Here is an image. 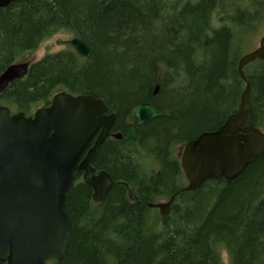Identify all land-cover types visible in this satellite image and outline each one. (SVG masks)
I'll use <instances>...</instances> for the list:
<instances>
[{"label":"trees","instance_id":"obj_1","mask_svg":"<svg viewBox=\"0 0 264 264\" xmlns=\"http://www.w3.org/2000/svg\"><path fill=\"white\" fill-rule=\"evenodd\" d=\"M224 1L238 2L28 0L0 10V73L60 30L92 49L88 60L70 49L45 56L0 94V102L27 112L59 89L90 95L115 113L113 133L122 135L107 139L93 159V167L114 180L101 203L92 205L85 185L68 191L69 241L54 264H214L218 245L233 253L234 264H254L258 257L264 264V155L229 184L208 181L195 195L179 192L168 216L147 207L183 187L173 150L201 131L217 130L240 101V44L261 24L264 0H249L255 7L239 10L233 29L216 31L209 19ZM244 78L252 89L251 122L264 131V61L246 67ZM142 103L162 116L137 126L131 110ZM138 149L142 159L156 157L159 174H145ZM120 182L133 190L135 202Z\"/></svg>","mask_w":264,"mask_h":264},{"label":"water","instance_id":"obj_2","mask_svg":"<svg viewBox=\"0 0 264 264\" xmlns=\"http://www.w3.org/2000/svg\"><path fill=\"white\" fill-rule=\"evenodd\" d=\"M17 1L23 0H0V10ZM66 44L81 58L91 56V49L81 40ZM257 57L264 58V51L240 60L241 78L242 67ZM26 69V65L9 67L0 77V93L22 78ZM249 96L250 86L246 85L238 111L218 131H204L186 144L181 159L189 183L185 191H196L208 179L231 182L264 155V137L250 122ZM104 112L100 100L64 93L29 118L22 113L11 116L8 108L0 106V264H48L64 257L68 245L66 198L75 173H83L95 203L104 199L111 179L105 172L94 176L89 165L114 123V117L106 118ZM131 114L137 126L162 115L148 104L133 108ZM93 140L94 147L79 162ZM129 195L133 200L131 192ZM172 201L158 206L161 215L169 213Z\"/></svg>","mask_w":264,"mask_h":264},{"label":"rangeland","instance_id":"obj_3","mask_svg":"<svg viewBox=\"0 0 264 264\" xmlns=\"http://www.w3.org/2000/svg\"><path fill=\"white\" fill-rule=\"evenodd\" d=\"M195 1V0H193ZM238 2H236L237 5L234 6V14L233 16H235L237 14V12L240 10V11H245L247 8H254L255 5H252L250 2L248 3V1H246L245 3H242L244 4L245 6H243L239 1H242V0H237ZM227 2L224 1V4H226ZM231 1H228V4L231 5ZM248 3V4H247ZM192 4V3H191ZM174 5V4H173ZM253 6V7H252ZM239 7V9H238ZM179 14H177L176 16H172V17H168V18H174V17H177ZM247 21H243V23H241V29L243 30H247ZM262 31H264V28H262ZM261 32H259L256 36H255V39H254V43L253 45H256L257 44V39L259 37ZM73 36L72 33H70L69 31H66V30H61L59 32L56 33V35L48 40H45L41 45L40 47L38 48V50L36 52H34L33 54L29 55L27 57V59L31 58V57H34L36 60L41 58L43 55L45 54H48V53H56V52H60L62 51L64 48L62 46H60L58 44V41L60 40H65V39H69ZM227 56L229 57V54H227ZM231 57H232V54H231ZM232 59V58H230ZM12 112H15L16 109L15 108H12L10 107ZM135 150V149H134ZM138 151V154L135 155L136 157V161L138 163H143L142 161V158L140 157V154H144V152L140 149L137 150ZM154 156V155H153ZM135 157H134V160H135ZM153 160V159H152ZM157 165H155L154 163L152 165L150 164H146V168L148 169H144L143 171L145 172L146 175H149V173H155L157 168H156ZM255 210V205H254V208H253V211ZM93 212V210H91ZM263 236V235H262ZM261 236V237H262ZM260 242H258L259 244ZM263 260H261L259 257L257 259V261L255 263H259V264H262ZM254 263V264H255Z\"/></svg>","mask_w":264,"mask_h":264},{"label":"bare ground","instance_id":"obj_4","mask_svg":"<svg viewBox=\"0 0 264 264\" xmlns=\"http://www.w3.org/2000/svg\"><path fill=\"white\" fill-rule=\"evenodd\" d=\"M162 116V115H161Z\"/></svg>","mask_w":264,"mask_h":264}]
</instances>
